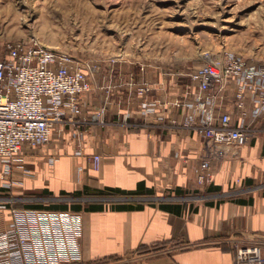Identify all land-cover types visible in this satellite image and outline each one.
Segmentation results:
<instances>
[{"label": "crops", "instance_id": "obj_1", "mask_svg": "<svg viewBox=\"0 0 264 264\" xmlns=\"http://www.w3.org/2000/svg\"><path fill=\"white\" fill-rule=\"evenodd\" d=\"M96 64L93 90L81 97L86 117L105 101L108 92L100 86L112 68L115 76L133 74L151 82L153 95L164 100L184 88L182 81L174 83L160 67L126 60ZM128 94L122 88L115 95V100H122V112L111 106L105 129L84 125L79 128L81 140L74 138L72 127L62 135L56 133L49 145L27 159L31 174L17 167L16 184L1 194L24 196L47 190L51 199L75 198L84 207L104 204L103 210L80 211L82 264H236L232 239H264V134L243 147L239 156L216 163L212 180L200 183L205 149L201 139L183 128H169L167 119L145 121L138 112L139 99L129 103ZM129 110L133 117L127 120ZM95 156H99L98 168L93 164ZM108 189L122 194L85 196ZM149 189L154 195L144 196ZM132 202L143 207L112 208ZM161 204L171 209H161ZM10 218V209L0 212L1 229Z\"/></svg>", "mask_w": 264, "mask_h": 264}, {"label": "built area", "instance_id": "obj_2", "mask_svg": "<svg viewBox=\"0 0 264 264\" xmlns=\"http://www.w3.org/2000/svg\"><path fill=\"white\" fill-rule=\"evenodd\" d=\"M109 60L116 64L124 59ZM97 70L96 63L36 39L0 42V180L4 192L16 184L17 167L31 174L24 156L49 145L56 133L62 135L72 127L74 138L81 140L79 128L84 125L105 129L110 107L122 112V100H115L122 88L128 90L129 103L139 99L138 112L145 121L167 119L169 128H183L201 139L205 149L200 183L212 180L216 163L239 156L243 147L264 134V63L247 62L227 50L204 52L202 64L189 72L165 74L176 84L182 77L187 80L182 81L181 93L166 100L153 95L155 88L146 79L133 74L115 76L112 68L100 86L108 92L105 101L86 117L81 97L93 90ZM125 116L127 120L133 117L130 110ZM50 161L53 164L56 159ZM93 164L99 167V156L93 157ZM22 200L28 199H0V212L11 211L6 228H0V264H82V214L13 206ZM231 242L236 264H264V239L234 238Z\"/></svg>", "mask_w": 264, "mask_h": 264}, {"label": "rangeland", "instance_id": "obj_3", "mask_svg": "<svg viewBox=\"0 0 264 264\" xmlns=\"http://www.w3.org/2000/svg\"><path fill=\"white\" fill-rule=\"evenodd\" d=\"M31 39L84 61L119 57L167 75L199 66L204 52L227 50L264 63V0H0V42ZM23 197L26 205L54 202L0 194Z\"/></svg>", "mask_w": 264, "mask_h": 264}, {"label": "trees", "instance_id": "obj_4", "mask_svg": "<svg viewBox=\"0 0 264 264\" xmlns=\"http://www.w3.org/2000/svg\"><path fill=\"white\" fill-rule=\"evenodd\" d=\"M33 192V191H32ZM29 192L27 193L28 195H35V197H52V193L48 192L47 190L45 191H36L34 193ZM120 191H115L112 189H108L106 192H99V193H86L85 196H89V197H117L122 193H118ZM2 193V188H0V194ZM141 193L138 194H129L126 195L128 196H137ZM144 196H153L154 193L152 190H148V192L143 193ZM62 196H66V197H72L71 194H63ZM76 196V194L74 195ZM151 205H155V203H150ZM15 208L18 209H38V210H51V211H74V212H80L83 210L89 211V210H103L105 208L104 204H99V205H95V206H90L88 207L87 205H85V207L81 204V203H76V202H51L50 205H44V204H33V205H26V204H22L21 202L19 203H15L13 205ZM143 207L142 203H118V204H113L112 208L116 209V210H133V209H139ZM161 209L164 210H170L171 208L168 207V205H164L161 204L160 205Z\"/></svg>", "mask_w": 264, "mask_h": 264}, {"label": "water", "instance_id": "obj_5", "mask_svg": "<svg viewBox=\"0 0 264 264\" xmlns=\"http://www.w3.org/2000/svg\"><path fill=\"white\" fill-rule=\"evenodd\" d=\"M50 200L55 201L56 199H50ZM57 200H59V201L65 200L67 202H77L78 201V199H75V198L57 199ZM87 200H89V199H87ZM126 200H131L132 201V200H135V199L134 198H132V199H123V201H126ZM152 200L159 201V199H156V198H153Z\"/></svg>", "mask_w": 264, "mask_h": 264}, {"label": "bare ground", "instance_id": "obj_6", "mask_svg": "<svg viewBox=\"0 0 264 264\" xmlns=\"http://www.w3.org/2000/svg\"><path fill=\"white\" fill-rule=\"evenodd\" d=\"M225 10V9H224ZM225 11H227V9L225 10ZM224 12V11H223ZM225 13V12H224ZM228 19V18H227ZM225 21H227L226 19H225ZM228 23V22H227ZM203 56V55H202Z\"/></svg>", "mask_w": 264, "mask_h": 264}]
</instances>
